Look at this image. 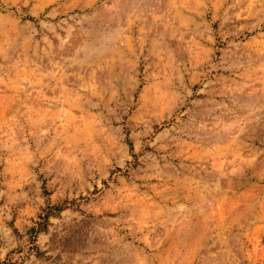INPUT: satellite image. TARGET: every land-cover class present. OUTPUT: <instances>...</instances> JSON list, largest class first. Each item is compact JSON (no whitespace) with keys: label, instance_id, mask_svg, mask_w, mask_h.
<instances>
[{"label":"rangeland","instance_id":"1","mask_svg":"<svg viewBox=\"0 0 264 264\" xmlns=\"http://www.w3.org/2000/svg\"><path fill=\"white\" fill-rule=\"evenodd\" d=\"M0 264H264V0H0Z\"/></svg>","mask_w":264,"mask_h":264}]
</instances>
